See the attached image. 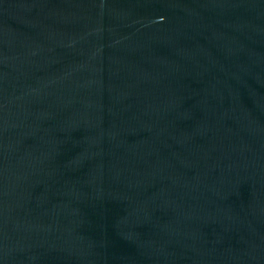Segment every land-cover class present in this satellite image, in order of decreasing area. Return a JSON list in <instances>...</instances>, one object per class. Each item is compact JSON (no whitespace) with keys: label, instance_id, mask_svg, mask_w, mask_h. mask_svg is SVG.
Here are the masks:
<instances>
[{"label":"water","instance_id":"95a60500","mask_svg":"<svg viewBox=\"0 0 264 264\" xmlns=\"http://www.w3.org/2000/svg\"><path fill=\"white\" fill-rule=\"evenodd\" d=\"M0 264H264V0H0Z\"/></svg>","mask_w":264,"mask_h":264}]
</instances>
